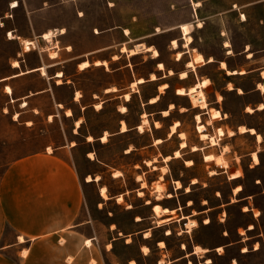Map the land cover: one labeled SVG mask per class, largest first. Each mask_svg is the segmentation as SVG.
Segmentation results:
<instances>
[{
	"label": "rangeland",
	"instance_id": "rangeland-1",
	"mask_svg": "<svg viewBox=\"0 0 264 264\" xmlns=\"http://www.w3.org/2000/svg\"><path fill=\"white\" fill-rule=\"evenodd\" d=\"M11 1L0 0V16L8 12L12 17L18 10L41 4L52 8L67 20L68 24L63 23L70 25L77 36L83 35L84 30L91 35V45L102 48L95 59H103L106 64L91 62L90 67L72 76L74 87L53 88L55 99L72 108L73 117H66L60 108L53 121H46L40 113L33 116V124L24 123L22 118L14 121L9 113L1 112V107H6V97L0 89V174L21 155L72 141L76 144L74 162L80 178L99 176L98 181L86 186L90 213L105 223L113 221L121 233L149 228L150 239L145 241L150 246L148 256L138 258L139 264H153L158 259L162 264H206V259L209 264H264V108H256L264 103V90L259 88L264 87V1L17 0L19 6L9 8ZM195 1H199V6L193 4ZM79 11L82 15H78ZM72 15L76 19L69 21ZM197 21H201L200 26ZM184 22L190 25L191 41L187 46L178 27ZM3 35L5 32L0 29V69L16 50V44L5 42ZM172 39L177 41L176 48ZM226 41L228 45L224 44ZM136 42L156 48L158 56L153 57L143 47L133 55L120 51L121 46L132 48ZM179 51L181 56L176 58ZM197 52L213 61L197 62L192 69L186 62ZM114 54L118 58H112ZM220 60L226 62L228 69L243 72H226L219 66ZM159 61L164 64L160 70ZM151 72L155 73V80H149ZM138 77L144 82L132 86ZM203 78L209 79L205 87L197 83ZM164 82L167 86L159 92L158 87ZM196 85L204 93L205 108L192 105L190 88ZM112 86L114 91H106ZM75 88L80 95L77 100L72 97L73 93L76 95ZM125 92L130 95L128 100L123 96ZM157 94V101L150 103V97ZM32 103L43 112L54 109L50 92L37 96ZM96 103L100 106L96 107ZM170 103L173 107L169 109ZM167 108L168 114L163 115L162 110ZM213 109L221 115L210 116ZM74 119L80 120V127L73 132ZM122 120L125 131L120 130ZM175 120L179 121L177 132L185 134L184 148H179L176 132L167 135ZM154 121H158L157 127ZM239 125L254 126L261 140L247 131L239 132ZM218 127L223 135L217 133ZM203 129L213 136L214 144L209 138L200 139ZM230 130L232 134L228 133ZM104 133L106 139L102 141ZM156 138L161 142H155ZM192 145L198 149L192 151ZM175 149L180 152L178 157L163 160ZM89 151L93 158L87 154ZM253 151L257 163L252 160ZM209 153L219 155L223 164L204 160L203 155ZM187 159L192 160L190 165L185 164ZM176 180L180 187H176ZM99 185H105L110 199L98 195ZM237 185L241 188L235 192ZM118 193L122 195L119 202L113 198ZM154 203L177 207L173 219L156 226L159 218L150 216ZM133 214L134 220L145 217L137 224L133 223ZM190 219L196 224L188 227L185 222ZM153 226L156 227L151 229ZM158 239L164 242L161 249ZM141 242L139 234L128 245L118 240L114 247L116 256L125 261L124 258L138 255ZM197 245L206 248L205 252H193ZM218 246L222 247L220 252Z\"/></svg>",
	"mask_w": 264,
	"mask_h": 264
},
{
	"label": "crops",
	"instance_id": "crops-1",
	"mask_svg": "<svg viewBox=\"0 0 264 264\" xmlns=\"http://www.w3.org/2000/svg\"><path fill=\"white\" fill-rule=\"evenodd\" d=\"M262 1L264 0L258 2ZM18 6L19 1L15 7ZM18 11L12 17L8 12L0 16V29L5 32L2 39L16 44L14 54L10 55L4 67L0 69V89L6 97L4 102L6 107L2 106L1 112L9 113L14 121L19 122L22 118L23 122L28 124L31 122L33 124V116L39 113L46 121H53L54 117L60 114V108L63 109L61 113L66 117H73L72 108L64 107L63 100L55 99L53 88L63 85L74 87L73 75L90 67L91 62L95 61V65L101 62L105 64V60L95 59L102 48L91 45L93 38L89 37L91 35L88 36L85 30L83 35L77 36L75 30L67 25L66 19L60 18L56 10L44 8L43 4L34 9ZM75 19L74 15L68 18L69 21ZM49 30L53 33L50 38L44 36ZM94 30L96 33L99 32L96 28ZM8 32H11V36ZM25 41L30 43V48L24 47ZM50 49L53 51L48 53ZM82 63L86 64L82 67ZM203 79H207L204 84H202ZM203 79L197 82L201 87L209 84L208 78ZM6 86L9 87V91L6 90ZM115 89L114 86L107 88L108 91ZM74 90L76 95L73 93L72 97L77 100L80 95L76 93V88ZM49 92L54 102V109L43 112L40 106L32 101L37 96ZM126 93L128 92L123 96ZM10 106L13 110H10ZM99 106L100 104L97 103L96 107ZM27 113L30 116H27ZM73 123L75 128L72 127L71 130L74 132L80 127V120L74 119ZM120 130L125 131L127 127ZM203 131L205 132L204 129ZM168 133V136L172 135ZM103 135H101L102 141H104ZM89 136L91 135L87 136L88 140L92 138H88ZM75 150L76 144L67 141L49 150L33 151L13 159L1 172L0 264H139L138 258L148 256L150 246L145 241L150 239L149 228L121 233L120 227L113 221L105 223L90 213L87 206L86 186L98 181L99 176L88 175L90 176L88 180L87 176L80 178L74 162ZM87 154L93 158L92 152L89 151ZM172 155L170 156L175 157ZM137 180L142 181L138 176ZM102 186L98 187V195L106 200L110 199L107 195L102 196L100 191ZM119 195L122 199V195ZM119 195L113 196L117 202L121 200L118 199ZM142 204L147 205L145 201H142ZM155 204L158 203L150 206V216L159 218L156 220V226L164 220L173 219L172 215L177 211V207L160 205L162 208H168V211L156 213L153 208ZM134 216L133 214V223L137 224L145 217L142 215L134 220ZM156 226L150 228L154 229ZM138 234L142 241L138 245V255L124 258L125 261L116 256L114 247L117 241L122 239L123 243L128 245ZM158 240L161 249L164 242L162 239ZM143 246L147 248L146 251ZM176 259L178 258H175V261ZM157 263L162 264L160 259L155 260L153 264Z\"/></svg>",
	"mask_w": 264,
	"mask_h": 264
},
{
	"label": "bare ground",
	"instance_id": "bare-ground-1",
	"mask_svg": "<svg viewBox=\"0 0 264 264\" xmlns=\"http://www.w3.org/2000/svg\"><path fill=\"white\" fill-rule=\"evenodd\" d=\"M194 4L195 5H199L200 3L199 2H194ZM18 5V1L17 0H12L11 1V4H10V7L11 8H13V7H15V6H17ZM78 14H80L81 15V12L79 11V13ZM243 15V14H242ZM244 16V15H243ZM197 23V26H200L201 25V21H197L196 22ZM189 23H187V22H184V23H181L178 27H180V29H181V31H182V33L184 34L183 35V37L185 38V40H186V42H185V45L187 46V45H189V43H190V41H191V36H190V34H189ZM63 29V28H62ZM59 30V29H58ZM95 31V30H94ZM98 31V30H97ZM60 32H61V29H60ZM124 32L125 33H127L128 32V30L127 29H124ZM8 34L11 36V32H8ZM53 33H52V31H48L47 33H45L44 34V36L45 37H48V38H50V36L52 35ZM44 37V38H45ZM47 39V38H46ZM24 40V39H23ZM47 40H49V39H47ZM27 41V40H26ZM24 42V47L25 48H30V43H28V42ZM171 43H172V46H173V48H176L177 47V41H176V39H172V41H171ZM225 45H228V42L226 41L225 43H224ZM140 47H143L144 48V50H148V51H151V53H152V56L153 57H156V56H158V51H157V49L156 48H154V47H151V46H149V45H143V42H136L135 44H134V47H132V48H126L125 46H121V48H120V51H122V52H124V51H127V53L128 54H131V55H133V54H136V53H138L139 52V48ZM54 53V52H53ZM54 55H55V53H54ZM249 55V54H248ZM180 56H181V52L179 51L178 53H177V56H176V58H180ZM113 58H118L116 55H114V57ZM104 61V60H103ZM207 61H212V57H208L207 59H205L204 57H203V55L200 53V52H197L194 56H193V58L191 59V60H188L187 62H186V65L187 66H190L192 69H194L195 68V63H197V62H203V63H205V62H207ZM84 62V61H83ZM86 62V61H85ZM16 63V62H15ZM94 63H95V61H94ZM98 63V62H97ZM104 63V62H103ZM84 64H86V63H82L81 64V66L83 67V65ZM99 64H102V62L101 63H99ZM106 64V63H105ZM80 66V67H81ZM88 66V65H87ZM220 66H221V68H226V72H228V73H242L243 72V70H240V71H238V70H235V69H228L227 67H226V62L224 61V60H221L220 61ZM81 67V68H82ZM157 68L158 69H163L164 68V64L161 62V61H159L158 63H157ZM168 73L169 74H171L172 73V70L171 69H169L168 70ZM262 74L264 75V71H262ZM181 76L183 77V76H185V71H182L181 72ZM157 77H156V75H155V73H153V72H151V73H149V80H155ZM144 81V79L142 78V77H138V78H136L135 80H133L132 82H131V85L132 86H134V85H136V84H138V83H141V82H143ZM205 82H207V79H204L203 80V84L205 83ZM199 85H201L200 83H199ZM199 85H196V86H192L191 88H190V91H191V93H190V97H191V102H192V105L193 106H200L201 108H205L206 106H207V103H206V100H205V96H204V93L202 92V89L201 88H199ZM166 86H167V84L164 82V83H162V84H160L159 85V87H158V90H159V92H164V90H165V88H166ZM229 88H231V86H229ZM259 88L261 89V90H264V87L263 86H261V85H259ZM6 90L7 91H9L10 89H9V87L8 86H6ZM107 90V89H106ZM108 91V90H107ZM125 98L127 99V98H129V94L128 93H126L125 95ZM220 97L221 96H218V99H220ZM157 99H158V95H154V96H152V97H150V102H155V101H157ZM192 100H195V101H197V102H199V103H193V101ZM25 103V102H24ZM24 103H23V105H24ZM96 106H97V103H96ZM173 107V104L172 103H170V105H169V109L170 108H172ZM257 108H259V109H261V108H264V104L262 103V102H260L258 105H257ZM169 109L167 108V109H163L162 110V114L163 115H167L168 114V112H169ZM125 110V107L124 106H122L121 107V111H124ZM247 110L248 111H252V108H250V107H248L247 108ZM68 112V111H67ZM67 112H66V114H67ZM69 114V113H68ZM221 115V113H220V111L218 110V109H213V110H211V115L210 116H212V117H219ZM196 119H197V121H199L200 120V116L198 115V114H196ZM144 121H146V120H144ZM158 121H155V126L157 127L158 126ZM76 125V124H75ZM178 125H179V121L178 120H175V121H173L172 122V124L169 126V135L170 134H173V133H175V132H177V127H178ZM121 129L122 130H124V129H126V124H125V122H121ZM139 129H142V126L141 125H139ZM238 130L239 131H241V132H243V131H248V132H250V133H254L255 135H256V138H257V140H261V135L258 133V132H255V129L254 128H247V127H245L244 125H239L238 126ZM217 133L219 134V135H223V130H222V128H218L217 129ZM233 132L230 130L229 131V134H232ZM177 134H178V136H179V138H180V142H179V146L181 147V148H183V147H186L187 146V143H186V141H185V139H184V137H185V134H184V132H182V131H180V132H177ZM105 133H104V135H103V137H102V139L103 140H105ZM88 138H91L90 136L88 137ZM205 138H209L210 139V144H214L215 143V141H214V139H213V136H208L207 135V133H205V132H202V133H200V139H205ZM90 140V139H89ZM161 141V139L160 138H156L155 139V142H160ZM198 149V147L196 146V145H192L191 146V150H197ZM180 155V152H179V150L178 149H176V150H174L173 151V155L172 156H175V157H178ZM171 156L170 155H166V156H164V159L163 160H168L169 158H170ZM210 158V159H209ZM203 159L204 160H206V161H211V160H213L214 162H215V164H217V165H221V164H223V162H222V160H221V157L218 155V156H214V155H212V154H204L203 155ZM252 160H253V162L254 163H257L258 162V157H257V154H256V152H252ZM192 163V160H190V159H187V160H185V164L186 165H190ZM212 173H214V172H212ZM230 176V175H229ZM87 180L88 179H90V176H88L87 175V178H86ZM175 183H176V187H180V182L178 181V180H176L175 181ZM241 187H240V185H237L235 188H234V191L235 192H238L239 191V189H240ZM188 188H186V190H187ZM105 190H106V188H105V186L103 185L101 188H100V191H101V194H102V196L103 197H106V192H105ZM233 191V192H234ZM141 193V191H139V193L138 194H140ZM118 199H121V196L119 195L118 196ZM153 208H154V212H156V213H160V212H166V211H168V208H162L159 204H155V205H153ZM158 215V214H157ZM186 224H187V226L188 227H191V226H194L195 224H196V221L195 220H192V219H190V220H188L187 222H186ZM252 227V225H249V228H251ZM147 234V233H146ZM87 242H89V241H87ZM163 244V242H161V245ZM144 247V246H143ZM144 250L146 251L147 250V248L146 247H144ZM199 250H203V251H205V249H203V248H201L200 246H195V252L196 251H199ZM222 250V247L221 246H218L217 247V251L218 252H220ZM246 250V248H243L242 249V251H245ZM210 260L209 259H206V262H209Z\"/></svg>",
	"mask_w": 264,
	"mask_h": 264
},
{
	"label": "snow or ice",
	"instance_id": "snow-or-ice-1",
	"mask_svg": "<svg viewBox=\"0 0 264 264\" xmlns=\"http://www.w3.org/2000/svg\"><path fill=\"white\" fill-rule=\"evenodd\" d=\"M210 159V158H209Z\"/></svg>",
	"mask_w": 264,
	"mask_h": 264
},
{
	"label": "trees",
	"instance_id": "trees-1",
	"mask_svg": "<svg viewBox=\"0 0 264 264\" xmlns=\"http://www.w3.org/2000/svg\"><path fill=\"white\" fill-rule=\"evenodd\" d=\"M254 127V126H253Z\"/></svg>",
	"mask_w": 264,
	"mask_h": 264
}]
</instances>
